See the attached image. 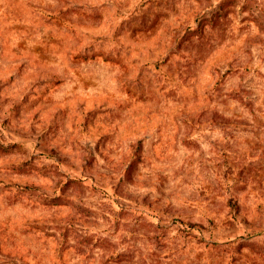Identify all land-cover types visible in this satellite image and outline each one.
<instances>
[{
	"label": "rangeland",
	"instance_id": "1",
	"mask_svg": "<svg viewBox=\"0 0 264 264\" xmlns=\"http://www.w3.org/2000/svg\"><path fill=\"white\" fill-rule=\"evenodd\" d=\"M0 264H264V0H0Z\"/></svg>",
	"mask_w": 264,
	"mask_h": 264
}]
</instances>
